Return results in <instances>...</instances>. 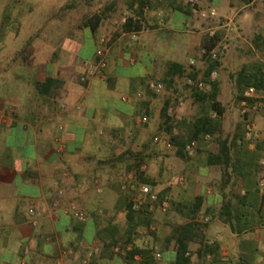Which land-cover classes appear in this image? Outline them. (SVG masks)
<instances>
[{"label":"crops","instance_id":"obj_1","mask_svg":"<svg viewBox=\"0 0 264 264\" xmlns=\"http://www.w3.org/2000/svg\"><path fill=\"white\" fill-rule=\"evenodd\" d=\"M77 2L0 0V264H81L88 252V264H126L98 236L103 237L112 223L108 210L114 213L123 205L117 189L126 175L144 156L163 163L165 138L173 124L162 115L163 106L145 95L149 93L146 80L150 76L162 80L171 62L187 71L203 44L183 26L193 20V15L180 10L186 0H150L141 15L124 0H103L99 7L87 5L91 13L82 23L79 14L74 17ZM208 5L217 8L220 18L232 15L236 8L234 0L202 4ZM93 15L99 16L94 32L88 23ZM99 34L108 38L107 83L98 76L81 84L85 66L95 59ZM135 64L139 72L120 74ZM177 79L172 76L173 90ZM141 87L143 96L136 98ZM115 88L125 90L121 106L115 104ZM139 114L148 115L147 122L154 127L143 131ZM166 116L173 119L171 113ZM156 131L160 139L147 140ZM61 143L64 149L58 151ZM215 153L207 151L203 156V193L202 189L199 193L203 210L210 208L214 214L222 196L207 185L218 183L221 168L207 165V159ZM145 172L149 176V167ZM259 174H264L263 169ZM55 187L64 189L56 209L51 206ZM257 190L252 199L264 224V190ZM72 206L85 212L83 221L72 216ZM213 220L224 230L228 227ZM228 230L236 240L237 264L245 254L243 246L252 241ZM206 239L218 241L223 254V233L217 230ZM253 240L258 247L251 250L252 264H264V238L256 233Z\"/></svg>","mask_w":264,"mask_h":264},{"label":"trees","instance_id":"obj_2","mask_svg":"<svg viewBox=\"0 0 264 264\" xmlns=\"http://www.w3.org/2000/svg\"><path fill=\"white\" fill-rule=\"evenodd\" d=\"M124 2L130 9L135 4L137 5V9L135 10L136 15H141L144 6H150V0H124ZM180 10L187 16L191 15L187 1L184 9L182 6ZM98 20L99 16L96 15L88 19L91 31H95ZM128 22H131V20L129 19ZM126 24L128 25L129 23ZM221 35L222 31H218L214 37H207L204 46H213ZM218 65L219 63L216 62H206L201 79L204 82H208L210 72ZM263 66V63L255 62L252 65H243L237 71L235 74L237 103L244 90L249 86L254 87L257 93L264 90ZM197 74L196 71L187 72L184 69H179L177 64L171 62L168 64L167 75L161 82L170 85L172 76L174 75H177L179 79L182 78L185 81L188 78L195 79ZM218 84L217 80L210 82L211 89L208 92L198 91L195 87L192 89L193 102L197 104L199 110L190 119L184 116L179 117V119H174V115L173 119L168 118L166 113L169 102L164 103L162 115L165 119L173 122L170 125L168 140L174 148L176 157L181 159L187 157L184 152V146L187 143L195 141L198 146H196L198 148L197 151L200 152L204 141L208 140L205 138L206 136L210 139L220 134L221 117L223 116L224 109L217 99L219 93ZM247 146L248 144L243 140V134L240 132L235 133L232 139L225 138L218 141L217 153L209 155L207 165H217L221 168V176L216 187L217 192L222 196L220 207L216 214L212 213L210 208L203 210L202 194L196 195L189 202L180 205L176 204L178 206L176 211L185 220L172 227L170 233L159 243L160 260L155 258L154 253H156V249L154 245L149 244L148 247H138L132 244L136 228L138 226L142 228L147 227L151 224V215L153 212L147 211L146 209L139 212L133 211L128 197L131 195L129 190L121 191V189H117L118 194L121 195L123 205L118 207L116 211L125 212L128 226L125 239L119 241L116 235V227L109 225V230H103L104 236H98L99 241L109 250L114 245L131 243L133 249L124 259L126 264H130L129 261L133 254H138L140 257L135 264H221L222 261L219 254L220 243L215 240L205 239L203 236V228L206 223H198L193 220L199 214H202V217H215L223 224H226L231 232L236 234L245 233L257 225L260 211L254 206L252 196L259 192L257 190V171L260 169L258 161L261 148L257 145L254 149L250 150ZM137 178L140 182L154 185V181L142 177V173L138 174ZM243 189L244 192L241 193ZM163 192L158 194L159 200L165 197V193ZM263 197L264 192L262 193ZM151 236L152 239L156 238L155 231L151 232ZM193 242L198 243L196 257L198 260H202L200 263H194L190 258L192 252L189 250V247ZM170 250H172V253H168ZM253 251L243 254L237 264H252L253 258L250 253H253ZM206 255H209L210 259L203 262Z\"/></svg>","mask_w":264,"mask_h":264},{"label":"rangeland","instance_id":"obj_3","mask_svg":"<svg viewBox=\"0 0 264 264\" xmlns=\"http://www.w3.org/2000/svg\"><path fill=\"white\" fill-rule=\"evenodd\" d=\"M71 1V0H70ZM68 0H64V3L70 2ZM76 0H73L75 4ZM77 8H74V17L75 13L79 14L81 19V23L83 19L91 13L88 11L87 5L94 4L99 7L102 6L103 0H77ZM234 4L236 8L234 12L230 16L221 17V19L233 18L236 32L230 35L228 43H227V51L217 66L216 70V78L218 81L219 93L217 99L220 101L221 106L224 109L223 116L221 117V132L217 137L210 138L204 141L203 146L200 148V152L195 150V154L193 156H187L184 159L178 158L175 155L174 148L167 150L164 148L165 153L163 163L157 164V162H153L152 159L143 158V164L145 165V170L142 172V177L152 179L154 181L155 189L161 193H165V196L169 199L170 208L165 213H160L154 211L151 215V221L155 226V235L156 238L152 239L151 233H149L147 238L149 244L154 245L156 252L160 253L159 243L164 239L171 231L172 227L175 225L184 222V217L179 214L176 209L178 206L176 204H183L185 202L191 201L196 195H199L200 189H202L201 193H203V156L207 151H217L218 149V141H221L225 138H231L237 132L243 134V119L238 112V103L236 100L237 97V86L235 83V74L237 71L241 69L243 65H252L255 62H261L264 65V0H253V3L250 5H245L243 0H234ZM79 7V9H78ZM203 7V6H202ZM199 21L198 17L193 16V20L191 23L195 25V22ZM202 25V27H201ZM217 25V20L213 19H203V23L198 24L196 26H192L189 29V32L193 36H197L199 38V43L203 42L202 45H199V49L204 46L206 43L207 35L205 30L209 27H213ZM203 29V30H202ZM100 35V34H99ZM98 35V36H99ZM105 35V34H104ZM97 36V37H98ZM106 39L107 36L105 35ZM258 37V38H257ZM198 49V52H199ZM87 48H85V51ZM73 54H76L74 50H72ZM192 64H188L189 68L187 71H196L197 76L194 81L202 80V74L205 70L206 62L203 61L199 54H193ZM192 67V68H191ZM264 68V66H263ZM139 72V68L137 64L135 66H130L127 69H123L120 71V74L124 77L136 74ZM105 74V72H103ZM99 75L94 76L98 77ZM92 78V79H93ZM155 81H160L161 79L155 76H150L147 78ZM99 81V80H97ZM203 81V80H202ZM104 82H106V75L104 78ZM176 90H173V87L170 85H164L163 91L160 93H147L144 92L143 88H140V91L143 96V92L145 95L147 94L149 97L155 100L159 106H163L164 100L168 98L169 107H171V115H174V119H179V117H186L190 119L198 113V106L193 102L192 98V89L193 85L189 84L185 79H177ZM184 84L187 86H184ZM178 92L177 91H181ZM125 92L122 88H115L113 90V95L117 98L115 102L116 106H121L120 97ZM208 92V91H207ZM259 99L264 103V90L258 92ZM142 98V97H141ZM139 117L142 114L138 115ZM148 116V115H147ZM251 117L257 123L259 127V135L252 142H249L244 139L243 140L249 145L252 144L253 149L258 145L260 150L258 165L259 168L264 171V108L257 110L251 113ZM148 119V118H147ZM150 125L153 126L152 123H142L141 128L143 131H148ZM161 137L160 132H153V134H149L147 140H153L154 137ZM198 147V146H197ZM248 147V146H247ZM149 167V176L146 174ZM158 171H160L158 173ZM154 175V176H152ZM177 177H183L184 182L182 184L175 183ZM263 180V186L259 185V181ZM257 185L260 189L264 190V174L259 175L257 179ZM211 190L216 191L217 183H210L207 185ZM244 190V189H243ZM242 191V190H241ZM242 193V192H241ZM130 197V196H128ZM110 216L112 218L111 225L116 227V235L119 238V241L125 239L127 234V221L125 217V212L123 211H113L110 209ZM262 217L264 219V211L262 213ZM197 218H203L202 214H199ZM210 220L206 223L203 228V236L204 238H212L215 236L216 231L218 230L220 233H223V254H220L221 264H234L235 256L233 252V247L235 243V237H231L229 234V228H222L221 223L213 220V217L209 218ZM259 221L257 225H255L251 230L241 233L239 236L247 241H252L251 243L243 246L246 248L245 253H249L251 250H254L258 245L253 244V238L256 233H259L261 237L264 238V224ZM209 227H212V231L209 230ZM145 227L138 226L136 231L134 232L133 237V245L140 247L141 240L145 237L142 230ZM252 239V240H251ZM208 240V239H207ZM256 245V246H255ZM198 247L197 242H193L189 250L192 252L193 262L200 263L202 260H198L196 257V249ZM124 259L126 256H123ZM210 259V258H209ZM208 259V260H209ZM207 259H203V262H206ZM130 262V261H129ZM131 264V262H130Z\"/></svg>","mask_w":264,"mask_h":264},{"label":"built area","instance_id":"obj_4","mask_svg":"<svg viewBox=\"0 0 264 264\" xmlns=\"http://www.w3.org/2000/svg\"><path fill=\"white\" fill-rule=\"evenodd\" d=\"M187 4L190 9L191 15L194 17L202 18V19H213L217 20V25L213 27H209L205 30V33L208 38L214 37V35L218 31H222L221 37L215 42L213 46H202L199 49V57L205 62H216L220 63L222 58L224 57L227 51V43L229 40L230 35L236 32V27L233 18L221 19L218 15V10L213 5H208L206 7H202V4L205 3L207 0H186ZM245 5H250L253 3V0H243ZM134 9H137V5H134ZM144 11L148 10L147 6L143 7ZM127 21V17L124 18L123 22ZM187 30H189L193 25L191 20L186 21L183 25ZM107 54H108V39H106L104 34H100L97 38V48L95 52V59L92 63L85 66L83 73L79 77V82L81 84H87L94 76L99 75L100 78L104 79V70L106 68L107 62ZM190 64L193 63L192 60L189 61ZM216 70L217 67L214 68L208 77V82H204L202 80H192L190 78L187 79V82L193 85L198 91L207 92L211 89L210 82L214 81L216 78ZM262 74L264 76V68L262 69ZM146 90L152 93H160L164 89V85L160 81H155L152 79L146 80L145 83ZM136 98H141L142 93L141 91H137L135 93ZM259 94L256 92L255 88L252 86L247 87L241 98L238 101V112L243 119V136L244 139L252 142L256 139L260 133L259 127L255 120L251 117V113L264 108V103L259 99ZM122 101H126L127 97L124 96L121 98ZM76 109H79L80 106L76 105ZM172 111L171 107L167 108L168 114ZM147 116L142 115L139 117V123H146ZM264 135V129H263ZM209 139L208 136L205 137ZM160 138L154 137L153 141L157 142ZM165 145L167 148L171 149L173 146L169 142L168 138H165ZM196 142L191 141L184 146V152L187 156H193L196 150ZM249 146H252L249 143ZM58 151H62L64 149V145L61 143L58 145ZM145 165L142 162H138L137 168L135 171L126 175L125 182L122 184L121 189L126 191L129 190L131 195L129 197L131 203V209L133 211L139 212L146 209L150 212H160L165 213L169 209L170 203L169 199L165 196L159 200L158 194L159 192L155 189L152 184L140 182L137 178L139 173H142L145 170ZM184 182L183 177H177L175 183L182 184ZM259 185L263 186V180L259 181ZM64 197V189L60 187H55V193L51 198V206L56 209L60 206ZM71 214L72 216L79 220L83 221L85 218V212L76 207H71ZM194 222L198 223H207L209 218L207 216H203V218H195ZM36 222L32 221L31 225H35ZM155 231V226L153 224H149L145 227L142 232L145 237L141 240L140 247H148V235L149 233ZM133 249V245L131 243H127L124 245H114L110 250L113 255L115 256H127L129 252ZM67 251H63V254H67ZM155 258L160 260L161 254L156 252L154 253ZM189 256L188 253H186ZM91 257V252H88L86 257L82 259L81 264H88L89 258ZM192 259L193 256H190ZM205 258L208 260L210 258L209 255H206ZM140 259L138 254H133L131 257V264H135Z\"/></svg>","mask_w":264,"mask_h":264}]
</instances>
